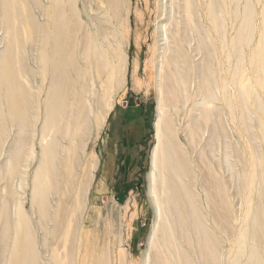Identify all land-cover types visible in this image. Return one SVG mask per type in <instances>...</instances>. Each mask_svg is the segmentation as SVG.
<instances>
[{
    "label": "rangeland",
    "instance_id": "1",
    "mask_svg": "<svg viewBox=\"0 0 264 264\" xmlns=\"http://www.w3.org/2000/svg\"><path fill=\"white\" fill-rule=\"evenodd\" d=\"M48 1L42 0V5ZM107 1L77 0V9L84 31L97 38L99 48L104 47L109 66L120 75V84L79 163H70L68 151L62 155L59 186L50 195L53 218L44 226V260L53 261L55 249L63 260L55 264L70 262L79 185L65 172L72 167V175H76L82 161L92 156L94 175L81 211V237L90 236L88 247L93 250L89 262L104 264L98 259L105 251L110 253V264H146L147 257L151 260L157 251L150 242L156 216L149 174L156 144L160 26L168 24L176 30L170 34L181 33L190 22L193 27L186 30L181 44L170 37L171 51L182 55L185 49L189 58L181 64L187 78L186 98L178 102V108L173 102L167 111L188 161L189 174L181 179L191 182L188 187L203 207L207 227L215 231L219 264H264V59L259 57L264 50V0H193L194 5L188 0H125L126 9L118 16L112 15ZM45 9L37 8L36 13L43 15L41 22ZM208 66L218 84V100L207 104L212 109L216 106L211 121L202 117L207 102L199 87ZM6 158L3 155L0 166ZM34 161L12 187L13 201L24 191V209L32 217L38 211L31 200ZM213 174L222 182L219 195L214 193ZM7 179L0 182V189ZM56 221L61 223L58 232ZM192 260V264H205L196 254ZM0 264H8V260L0 259Z\"/></svg>",
    "mask_w": 264,
    "mask_h": 264
},
{
    "label": "bare ground",
    "instance_id": "2",
    "mask_svg": "<svg viewBox=\"0 0 264 264\" xmlns=\"http://www.w3.org/2000/svg\"><path fill=\"white\" fill-rule=\"evenodd\" d=\"M67 2L70 4L66 9ZM107 2L115 16L121 15L127 6L125 0ZM188 2L194 5L193 0ZM42 4V0H0V160L3 155L7 157L0 166L3 170L0 182L6 176L8 178L0 189V259H7L8 264L63 263L59 250H53V261L49 263L42 255L44 226L53 218L50 195L59 186L62 155L68 151L70 163L73 166L79 163L93 130L111 106L114 91L120 84V75L109 66L104 47L103 50L99 48L97 38L90 36L88 30L84 31L77 0H49L48 4ZM41 6L46 8L43 22L42 13H36ZM189 27H193L190 22L181 33L170 34L175 27L160 26L159 41L163 42L158 43L161 52L156 63V144L149 174L150 197L156 216L150 236V242L157 250L151 258L154 264H192L195 254L205 264H219L220 261L215 231L211 226L207 227L203 207L198 206L197 195L188 187L190 180L187 184L181 179L189 174L188 161L178 143L173 119L167 113L173 102H177L178 108V102L186 98L187 78L181 64L189 60L183 47L182 55L176 50L171 51L170 37L181 44ZM259 57L264 59V50L259 52ZM261 67L264 71L263 63ZM209 69V66L205 67L203 76H199L200 91L207 102L201 112L206 121H211L217 113L216 106L212 109L207 104H215L218 100L217 76ZM63 138L66 144H63ZM35 147L39 148L38 152L33 150ZM33 161L36 164L31 174V200L38 208L36 217L24 209V187L19 185L22 191L15 201L12 193L14 180L23 177ZM94 166L92 156L82 161L77 177L72 175V167L65 172L67 178L71 177L79 185L78 208L71 226L74 241L69 264L90 263V236L81 237V211ZM214 180V193L219 195L222 182L216 176ZM215 206L212 205L213 209ZM60 227L58 222L55 231ZM68 229L66 227V232ZM99 255L101 259L98 260L110 264V253L104 251ZM151 260L147 257L146 264ZM95 263L98 264L93 260L92 264Z\"/></svg>",
    "mask_w": 264,
    "mask_h": 264
}]
</instances>
